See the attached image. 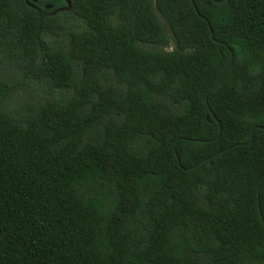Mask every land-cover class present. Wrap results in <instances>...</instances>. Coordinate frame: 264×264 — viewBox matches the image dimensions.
<instances>
[{"label": "trees", "instance_id": "1", "mask_svg": "<svg viewBox=\"0 0 264 264\" xmlns=\"http://www.w3.org/2000/svg\"><path fill=\"white\" fill-rule=\"evenodd\" d=\"M71 1L0 0V264H264V0Z\"/></svg>", "mask_w": 264, "mask_h": 264}, {"label": "rangeland", "instance_id": "2", "mask_svg": "<svg viewBox=\"0 0 264 264\" xmlns=\"http://www.w3.org/2000/svg\"><path fill=\"white\" fill-rule=\"evenodd\" d=\"M65 24V28L61 31H59L58 33H56L53 36H50V41L53 43V45H61L67 44V37L69 34L70 29H73L76 25L75 19H68L64 22ZM7 61V60H6ZM2 71H4L5 73H7L8 75H12L14 72L17 71V68L14 66V64L10 63V62H5V65L2 67ZM19 78V77H18ZM17 78V80H18ZM14 79V77H13ZM27 86V85H26ZM35 88L38 92L42 91L43 89L46 90V88L42 87V85H39L38 83H32V86H28L25 88H20L16 95H14V97L11 99L10 101V106L11 108H24L26 101L29 100L28 95L26 90L27 89H31V88Z\"/></svg>", "mask_w": 264, "mask_h": 264}, {"label": "water", "instance_id": "3", "mask_svg": "<svg viewBox=\"0 0 264 264\" xmlns=\"http://www.w3.org/2000/svg\"><path fill=\"white\" fill-rule=\"evenodd\" d=\"M192 1H193V0H192ZM66 2H67V6H66V7H63V8H60L59 10H70V9H71V7H72V1H71V0H66ZM49 7H50V6H49ZM198 12H199V11H198ZM199 14H200V13H199ZM200 16L203 17V18H205V17H204L203 15H201V14H200ZM210 35H211V37H212L216 42L225 44L224 42H221V41H219L218 39H215V37H214V35H213V30H212V27H211V26H210ZM233 59H234V54H233V52H232V53H231V57H230V59L228 60V62L226 63V65L224 66V68H223V70H222V72H221V74H220L218 80L215 82V84L212 86V88H211V89L209 90V92L207 93V96H206V103H207L208 108H209L210 110H211V107H210V105H209V103H208V94H209L212 90H214V89L217 87V85H218L219 82L221 81L222 77L224 76L225 72L227 71V69H228V67L230 66V64H231V62L233 61ZM211 113H212L213 117L216 118V116H215V114L212 112V110H211ZM258 127L264 129L263 126H258ZM217 139H218V136H217L216 138H214V139H211V140H207V139H204V140H203V139H195V140H196V141H200V142H210V141H215V140H217ZM176 145H177V143H176ZM175 150H176V149H175ZM219 153H221V152H219ZM176 155H177V159H178V161H179V164H181V160H180V157H179L177 151H176ZM216 155H218V154H214L213 156H209V157L203 159L202 161H200V162L194 164L193 166H190V167H183V168H184L185 170H187V171H188V170H193V169H195L196 167L200 166L201 164L206 163L207 161H209L211 158L215 157ZM263 186H264V185H263ZM263 186H261V187L258 189L257 195H258V207H259L260 216H261V218H262V220H263V222H264V215H263V212H262V209H261V204H260V193H261V190H262Z\"/></svg>", "mask_w": 264, "mask_h": 264}]
</instances>
